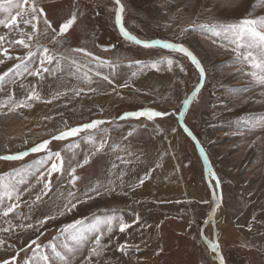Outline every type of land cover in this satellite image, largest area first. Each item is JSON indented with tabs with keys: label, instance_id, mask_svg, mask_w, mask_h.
<instances>
[{
	"label": "rangeland",
	"instance_id": "1",
	"mask_svg": "<svg viewBox=\"0 0 264 264\" xmlns=\"http://www.w3.org/2000/svg\"><path fill=\"white\" fill-rule=\"evenodd\" d=\"M121 2L129 32L140 39L182 43L200 59L205 82L188 108L185 122L204 146L221 181L216 236L225 264H264V84L251 75L257 70L242 59L249 51L257 59L261 53L238 49L230 36H216L199 27L264 16V0ZM37 3L57 31L73 13L77 19L56 41L41 19L33 52L39 43L63 57L58 64L46 65L50 71L41 77L29 74L38 66V56L26 62L27 70L14 68L20 63L16 57L23 58L27 50L11 41L20 38V31L31 32V26L21 24L20 29L10 30L0 25V36L5 37L0 44L12 57L0 54L4 60L0 74L13 68L0 82V104L8 105L0 108V156L27 151L66 128L93 120L106 123L91 130L95 143L89 141V132H82L49 144L63 157V174H52L48 190L43 189V181L37 183L35 169L24 178L19 185L23 193L19 208L8 217L0 216V228L23 225L0 232V239L5 240L0 246V262L24 264L26 259H36L35 246L28 245L39 236L41 246L54 241L66 253L68 264H218L201 236L212 206L211 189L201 155L179 125L178 115L120 119L124 113L145 108L178 113L182 101L200 83L199 70L182 53L148 49L126 40L116 23L115 0ZM8 15L0 10V19ZM80 48L110 64H98L74 51ZM167 58L176 62L171 70L166 62L152 67ZM33 89L40 99L31 101V108L9 112L13 100L18 103ZM80 89L84 91L76 95ZM101 140L106 141L105 147L97 151ZM44 155L30 153L22 160H0V175L33 165ZM72 168L78 177L74 184ZM150 171V178L136 186ZM8 203L4 201L5 206ZM71 204L76 207L68 212L66 205ZM62 211L64 215H60ZM53 216L55 219L39 225ZM76 220L83 222L81 239L65 240L60 235L62 226ZM109 222L111 232L107 231ZM122 222L130 227L120 231ZM97 230L105 233L99 256L92 254ZM206 230L214 241V230ZM52 259L64 264L58 257Z\"/></svg>",
	"mask_w": 264,
	"mask_h": 264
},
{
	"label": "snow or ice",
	"instance_id": "2",
	"mask_svg": "<svg viewBox=\"0 0 264 264\" xmlns=\"http://www.w3.org/2000/svg\"><path fill=\"white\" fill-rule=\"evenodd\" d=\"M115 4L118 6L116 10V23L119 26L123 37L126 40L148 49L159 47L171 50L172 52L182 53L183 55L188 57L191 63L196 67V69L199 70L201 80H203L205 76V69L200 59L197 57L196 54H194L193 51H191L182 43H175L159 39L145 40L138 38L136 35L129 32L124 26L123 14L125 12V8L124 5L121 3V0H115ZM13 9L16 10L14 15L12 14ZM0 10H3L9 14L8 18L0 19V25H3L4 27L10 30H18L20 29V25L23 24L25 26H31L32 29L31 32L20 31V38L18 40L11 41V44L18 45L27 50L26 55L23 58L16 57V59L20 60L19 64L14 65V68L17 71H20L21 69L27 70L26 62H31L34 56H38L39 64L35 68V70L30 71L29 74L34 75L36 77H41L42 73L50 71V69L46 67V65H51L53 62H56L58 64L59 60L63 59V57L56 56L50 51L48 47L40 45L39 43H36V51L33 52V41L36 40L39 34V25L41 19L43 20V24L46 26V31L50 30L53 33V41H56L57 37L63 36L75 23L77 19L75 13H73L71 17L67 19L64 23H62L59 26V31H57V29L52 26V22L47 18V14L45 13L44 8L38 6L37 0H0ZM18 17L20 18L19 20ZM193 27L196 26L194 25ZM199 27L201 29L211 30L212 34L216 36H221L222 34L226 38L230 36L231 41L236 44L238 49L241 47H246L249 50H259L261 53V57L259 59L252 55V51H249L247 56H242V59L247 60L250 63L251 67L257 70L253 71L251 75L254 76L260 83L264 84V16H259L255 18H244L239 20V22L232 24L200 25ZM4 39V36H0V41H4ZM74 51L83 53L84 55L91 57L92 60L96 61L98 64H110V62L108 61L101 60L100 57L93 56L92 53L87 52L83 48L74 49ZM0 54L9 59L12 58L8 52V49L4 48L2 44H0ZM237 54L238 56L241 55L240 53ZM163 62L167 63L169 70H171L173 64L176 63L173 59L167 58L166 61L154 62L152 64V67H156L158 63ZM2 63H4V60L0 59V64ZM137 63L139 64L140 62ZM178 67L181 71H184L183 65H178ZM12 72L13 68H9L7 72L0 74V82H3L4 79L9 75V73ZM85 79H90L89 77H87V74H85ZM201 86L202 85L197 86V88L194 89V91L182 101L183 107L181 110H179L178 113L176 112V110H173L172 112H162L150 108H145L136 112L124 113L123 116L120 117V119L146 117L148 120H154L156 118H164L170 115H178L179 121L184 131L199 145V141L193 135L192 131L187 127L186 124L183 123V117L186 114V110L196 99ZM89 90L94 91V89ZM83 91L84 89H80L76 92V95H79L80 92ZM39 99V94L33 89L28 96L20 100L18 103L13 100L12 106L9 107L8 110L9 112H11L19 108H31L33 106L31 101ZM4 107H8L7 103L0 104V108ZM105 123L106 121L104 120H93L89 123L81 124L76 127L66 128L65 130L60 131L58 134L51 136L50 139H46L43 140L41 143L35 144L27 151L0 156V160L15 161L22 160L25 156H28L30 153H46V155L42 156L39 160L34 161L33 165L21 169H14L11 173L0 175V216L8 217L10 213H13L19 208V202L21 201V196L23 195V193L19 190V185L25 182L24 178L26 176L33 174V169L39 172L37 183L43 181L44 190L50 189V180L53 173L63 174L64 160L59 151L54 152L49 148V144L52 141L65 140L69 137H75L82 132H89V141L95 143L96 141L94 136L91 134V130H98L99 126ZM172 131L175 132L176 129H172ZM129 135H131V133H129ZM105 143V140H101L96 150H102L105 147ZM200 152L203 156L205 163L207 164L208 156L204 152L203 147H200ZM88 161L89 157L86 156L84 159V163L87 164ZM49 162H51L50 166H48ZM41 168H46V171H39ZM75 172L76 169L72 168L70 175L72 177L71 182L73 184L75 183L76 179H78V177L75 176ZM208 174L210 177H215V185L216 187H218L219 177L215 176V173L211 167L208 168ZM150 175L151 171L149 173H146L144 177L139 180L136 186L142 185L146 179L150 178ZM69 195H71V193ZM97 195H99L98 192ZM88 198L91 199L92 197ZM36 199L39 200L40 197L37 196ZM221 199V195L214 193L215 208H219ZM5 200L9 202L7 206H5L4 204ZM75 207L76 204H71L70 206L66 205V210L68 212H71ZM215 208L213 209V214L212 217H210V220H214ZM60 215H64V212H60ZM50 219H55V217H45L44 220L39 221L38 223L42 227ZM82 224L83 222L81 220H76L70 224H65L60 230V235L63 236L65 240L70 237L72 241H79L84 231ZM15 227H23V225H9V227L0 228V232L7 233L12 231ZM27 227L32 228L33 225L28 224ZM128 227H130V225L122 222L120 224V231H124ZM97 231L98 234L95 236L94 239L95 246L92 248V254L99 256L101 251L103 250L102 238L105 233L103 231ZM107 231H112L111 222H109ZM59 238L60 237H57L56 239ZM38 240L39 236L35 240L30 241L28 245V247H32L33 245L35 246L33 248V257H35L36 259H26L24 264H40V262H43V264H56V261L52 259V256L58 257L64 262V264H68L66 253H64L63 250L59 249L58 245L54 241L49 242L47 245L41 246L38 243ZM4 244L5 240L0 239V246H3ZM208 244L213 252L220 253L218 240H209ZM124 247V245H121L120 250L123 251ZM49 250L51 254L49 253ZM69 251H71V249H69ZM216 258L219 259L220 264H224V259L222 255H218ZM15 259V257L12 258L13 261ZM89 259H91V255L89 256ZM0 264H9V261L5 260L0 262Z\"/></svg>",
	"mask_w": 264,
	"mask_h": 264
},
{
	"label": "water",
	"instance_id": "3",
	"mask_svg": "<svg viewBox=\"0 0 264 264\" xmlns=\"http://www.w3.org/2000/svg\"><path fill=\"white\" fill-rule=\"evenodd\" d=\"M122 3V2H121ZM118 26V25H117ZM118 29H119V26H118ZM119 32H120V34L122 35V33H121V31H120V29H119ZM123 36V35H122ZM187 47V46H186ZM205 77H206V73H205V76H204V78H203V80H200V83L197 85V86H199V85H202L203 86V84H204V82H205ZM202 86L200 87V89L202 88ZM197 88V87H196ZM195 88V89H196ZM194 91V90H193ZM200 91V90H199ZM182 109V108H181ZM188 110V109H187ZM187 110H186V112H187ZM178 122H179V125L181 126V123H180V121H179V119H178ZM183 123L184 124H186V122H185V116L183 117ZM187 125V124H186ZM187 127L191 130V128L187 125ZM181 128L183 129V127L181 126ZM184 130V129H183ZM192 131V130H191ZM192 133H193V135L197 138V140L199 141V145L196 143V141H194L187 133V135L194 141V143H195V145H196V147H197V149H198V151H199V153H200V155H201V158H202V161H203V164H204V169H205V174H206V179H207V182H208V184H209V187H210V189H211V195H212V207H211V210H210V213H209V216H208V218H207V220H206V222H205V224H204V226H203V229H202V233H201V236H202V238H203V241L206 243V244H208V241L210 240L206 235H205V229L207 228V226L211 223V224H214L215 223V215H216V211H217V209L218 208H215V200H214V193L215 194H219V195H221V197H222V192H221V181H220V178H219V186L218 187H216V189L213 187V184H212V181H211V178H213V180L215 181V177H210L209 176V174H208V168L209 167H211L212 168V170L214 171V173H215V176L216 177H219L218 175H217V173H216V171H215V169L213 168V166H212V164H211V162H210V160H209V157H208V163L206 164L205 163V161H204V159H203V156H202V154H201V152H200V147H203V149H204V152L207 154V152H206V150H205V148H204V146L202 145V143L200 142V140L198 139V137L195 135V133L192 131ZM207 156H208V154H207ZM221 202H222V199H221V201H220V206H221ZM219 206V207H220ZM215 208V214H214V220H210V217H212V214H213V209ZM213 240L214 241H216V240H218V238H217V236H216V232H215V230H214V235H213ZM209 246V245H208ZM219 247H220V253H216L215 252V254H216V257L218 256V255H222L223 256V253H222V250H221V246H220V244H219ZM209 249H210V247H209ZM211 250V249H210ZM212 251V250H211ZM217 259V258H216ZM223 259H224V256H223ZM217 261H218V264H220V261H219V259H217ZM224 264H225V261H224Z\"/></svg>",
	"mask_w": 264,
	"mask_h": 264
},
{
	"label": "bare ground",
	"instance_id": "4",
	"mask_svg": "<svg viewBox=\"0 0 264 264\" xmlns=\"http://www.w3.org/2000/svg\"><path fill=\"white\" fill-rule=\"evenodd\" d=\"M124 93H125V92H124ZM0 124H1V123H0ZM20 129H23V126L20 125ZM5 132H6V131H5ZM204 172H205V171H204ZM211 181H213V180H211ZM213 183L215 184V182H212V184H213ZM214 184H213V187L216 189V186H215ZM211 204H212V202H211ZM221 206H222V202H221ZM211 207H212V206H211ZM217 210H218V209H217ZM217 212H218V211H216V215H215V217L217 216ZM216 226H217V224H216V218H215V223H214V224H211V223H210V224L207 226V228H208V227H211L212 230H216ZM207 228H206V229H207ZM206 229H205V235L208 237V236H209V235H207V234H208V230H206ZM216 231H217V230H216ZM206 232H207V234H206ZM208 238H209V237H208ZM209 239H210V238H209ZM211 239H212V238H211ZM208 245H209V244H206L207 248H209ZM220 246H221V245H220ZM214 253H215V252H213V254H214ZM223 256H224V255H223ZM215 257H216V254H215Z\"/></svg>",
	"mask_w": 264,
	"mask_h": 264
},
{
	"label": "crops",
	"instance_id": "5",
	"mask_svg": "<svg viewBox=\"0 0 264 264\" xmlns=\"http://www.w3.org/2000/svg\"><path fill=\"white\" fill-rule=\"evenodd\" d=\"M91 61H92V60H91ZM128 71H131V70H128ZM128 71H127V72H128ZM125 80H126V78H125V75H124V76H122V81H121V83H122V84H125ZM117 83H118V82H117ZM118 85H119V83H118Z\"/></svg>",
	"mask_w": 264,
	"mask_h": 264
}]
</instances>
